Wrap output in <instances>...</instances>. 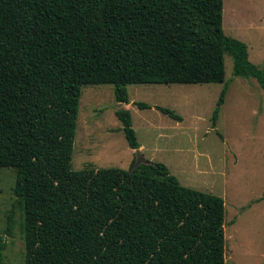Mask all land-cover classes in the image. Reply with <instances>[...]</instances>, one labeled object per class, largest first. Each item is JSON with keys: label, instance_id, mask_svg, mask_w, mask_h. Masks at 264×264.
<instances>
[{"label": "trees", "instance_id": "16d2710c", "mask_svg": "<svg viewBox=\"0 0 264 264\" xmlns=\"http://www.w3.org/2000/svg\"><path fill=\"white\" fill-rule=\"evenodd\" d=\"M222 22L223 0H0V168L15 171L25 264H225L221 196L162 162L71 166L85 84H112L126 103L131 83L223 82L228 53L264 89V67ZM115 115L138 148L130 111ZM5 246L0 235V264Z\"/></svg>", "mask_w": 264, "mask_h": 264}, {"label": "rangeland", "instance_id": "374dc122", "mask_svg": "<svg viewBox=\"0 0 264 264\" xmlns=\"http://www.w3.org/2000/svg\"><path fill=\"white\" fill-rule=\"evenodd\" d=\"M223 30L244 41L249 59L264 67V0H223ZM223 82L127 84L119 103L112 84L81 87L71 166L134 167L139 149L147 161L164 163L182 185L224 199L225 264H264V89L253 77L233 73L224 56ZM227 85L215 125L211 115ZM137 102L150 107L139 108ZM173 110L176 120L155 108ZM118 107L132 118L138 148L125 140ZM13 168H0L1 264H25L23 212L12 187ZM13 210L10 234L7 215Z\"/></svg>", "mask_w": 264, "mask_h": 264}, {"label": "water", "instance_id": "95a60500", "mask_svg": "<svg viewBox=\"0 0 264 264\" xmlns=\"http://www.w3.org/2000/svg\"><path fill=\"white\" fill-rule=\"evenodd\" d=\"M137 158L136 162L134 163V167L138 166L140 163H146L147 160L144 159V157L141 155L139 149H136Z\"/></svg>", "mask_w": 264, "mask_h": 264}, {"label": "crops", "instance_id": "0c3cea01", "mask_svg": "<svg viewBox=\"0 0 264 264\" xmlns=\"http://www.w3.org/2000/svg\"><path fill=\"white\" fill-rule=\"evenodd\" d=\"M139 147H140V145H139ZM226 263V262H225Z\"/></svg>", "mask_w": 264, "mask_h": 264}]
</instances>
